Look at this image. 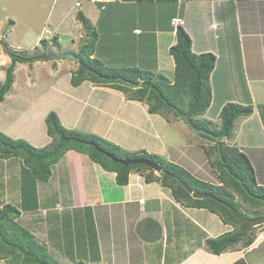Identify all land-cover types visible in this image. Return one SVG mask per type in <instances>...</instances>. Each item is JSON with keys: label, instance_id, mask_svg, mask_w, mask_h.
Instances as JSON below:
<instances>
[{"label": "crops", "instance_id": "obj_1", "mask_svg": "<svg viewBox=\"0 0 264 264\" xmlns=\"http://www.w3.org/2000/svg\"><path fill=\"white\" fill-rule=\"evenodd\" d=\"M87 1L81 12L98 34L93 56L108 65L138 67L169 80L174 73L169 50L176 42L172 19H183L192 51L216 56L209 79L212 100L201 118L218 122L228 102L252 106L249 115L235 119L232 137L221 140L247 154L257 184L264 186V0ZM75 5L82 2L76 0ZM65 16L57 20L58 26L65 23ZM70 30V50L79 51L84 32L76 15ZM51 48L50 55L57 54ZM36 62L29 67L44 60ZM73 63L76 67L71 70L78 67ZM23 64L17 63L15 71ZM71 70L59 79L49 70L53 72L49 88L12 122L10 118L3 123L0 132L43 147L51 141L45 118L54 111L67 128L97 134L127 151L156 154L200 180L218 183L208 161L206 169L202 160L204 147L213 142L187 131L182 120L180 125L177 119L168 121L162 114L150 113L145 102L129 99L110 86L88 80L72 86ZM12 90L13 86L2 102ZM167 127L174 130L171 136ZM174 139L182 142H171ZM51 170L50 178L40 181L20 158H0V205H15L20 211L18 222L61 264H234L238 260L264 264V227L247 247L239 242L220 254L211 253L206 240L233 226L207 208L177 201L160 181L145 179L147 170H132L127 184L119 185L115 172L73 149Z\"/></svg>", "mask_w": 264, "mask_h": 264}, {"label": "trees", "instance_id": "obj_2", "mask_svg": "<svg viewBox=\"0 0 264 264\" xmlns=\"http://www.w3.org/2000/svg\"><path fill=\"white\" fill-rule=\"evenodd\" d=\"M76 18L81 24L84 37L79 51L75 53L80 61L77 62L78 67L70 78L72 86H78L85 80L110 86L122 91L129 99L145 102L150 113L162 115L172 113L182 119L175 112L176 108L179 112L186 114L196 128H204L219 135L221 139L232 137L234 121L238 116L249 115L252 112L251 105L228 102L220 110L218 123L201 118L212 100L209 79L215 66L216 56L210 52L194 53L191 48V37L182 27L183 23L176 27V42L169 50L174 61L173 79L169 80L162 74L138 67H116L105 64L93 56L94 44L98 37L95 27L80 10L76 12ZM9 23L12 24L13 21ZM57 40L56 35L52 36L49 45L57 48L60 45ZM0 43L3 53L10 58V63L4 67V80L0 83L1 103L6 93L12 88L16 64L32 65L35 61L45 60L50 53L47 52L49 45L46 38L39 40L40 47L34 46L33 53L26 49L27 52L9 48L6 41L1 38ZM136 84L140 85L136 86ZM45 124L51 141L43 147H36L22 138H12L0 132V158H20L33 176L40 181H47L50 178L51 166L71 149L86 153L92 161L99 163L104 169L115 172V179L119 185L127 184L128 175L132 170H148L145 179L160 181L162 185L171 189L177 201L193 207L207 208L216 213L225 223L233 226V230L206 240L205 244L209 252L220 254L239 242L247 247L255 240V228L261 225L248 229L246 234L241 236V224L227 207L214 199L194 198L186 189L188 187L201 193L211 194L230 203L245 216L263 215L264 201L257 197L264 199V186L257 184L247 154L238 147L229 145L221 139L216 141L210 135L198 133L202 138L213 142L212 146L204 147L208 162L218 179V183L213 184L198 179L185 168L165 161L156 154L145 150L127 151L97 134L67 128L54 111L48 112ZM94 144L120 159L144 158L158 162L162 166L160 176L154 175V169L143 164L125 165L115 162L103 152L98 151ZM218 144H220L222 159L218 155ZM225 166L228 169H225ZM236 195L241 197L245 205L252 207V212L241 207V203L235 198ZM19 215L20 211L15 205L10 203L0 205V259L10 264H60L51 257L46 245L37 241L35 236L18 222ZM9 243L19 246L21 250H16ZM234 264L245 263L243 260H238Z\"/></svg>", "mask_w": 264, "mask_h": 264}, {"label": "rangeland", "instance_id": "obj_3", "mask_svg": "<svg viewBox=\"0 0 264 264\" xmlns=\"http://www.w3.org/2000/svg\"><path fill=\"white\" fill-rule=\"evenodd\" d=\"M75 1L76 0H0V38L6 41V45L9 46V48L11 47L18 50L26 49L27 51L33 53L34 46L37 45L38 47H40L39 40L41 38H46L49 45L51 44L50 42L52 41V36L56 35L57 38L59 37V40L61 39L60 42L57 40L61 46L59 45L57 48L54 47V51L57 52V54L55 55H60L67 52L75 54L78 51L73 52L70 50L72 48V44L70 41V38H72L70 29L74 28L76 12L78 10H86L89 5L87 0H79L80 2H82V5L79 7L75 5ZM65 14V23L58 26L57 20L63 17ZM9 21H13V23L10 24ZM39 34H42V36L38 40H36ZM68 35L70 37H68ZM52 51L53 50L49 45L47 52L53 54ZM0 53H2V55H0L1 83L5 77L4 67H6L10 63L8 55L7 59L3 57L7 56L2 51L1 43ZM55 55H48L44 62H41L40 64L38 63L32 69L29 67L30 65L27 66L26 64H23L22 67L19 68V71H14V82L12 84L13 90L10 93V97L5 99L6 101L2 102V105L0 106V127L3 125V123L7 122L8 119L11 118L10 122H12L14 120H12L13 117H15L16 115H21L23 111L28 107V105H30L33 99L36 101L41 96L43 91L49 88L47 85H49L53 81V72H50L49 70L53 69L57 73L55 79H59V75H65V73L69 72L72 67H76V65L73 63V60L66 58L59 59L56 58ZM35 63L37 62L35 61ZM76 69L71 70V73H73ZM32 81H36L37 84L31 85L30 82ZM163 116L168 121H170V119H177L179 120L180 125L184 123V120L174 116V114L172 113H166V115L163 114ZM180 120H182V123L180 122ZM183 126H186L184 128L187 131L193 133V135H195L196 137H202L195 130H192V128L189 127L186 123ZM168 131L170 136L174 133L172 127H167V132ZM202 139L210 141L209 139ZM171 142H182V140L174 139ZM205 147H209V145ZM202 160H204V164L207 169L206 161H208V157L206 156V158L204 157ZM154 172L158 171L154 170ZM234 177L236 179L238 178L236 176ZM241 185L244 186V184L242 183ZM235 198L239 203H241V207L243 209L249 212L251 210L252 212V207L245 205L241 197L236 195ZM248 207L249 210H247ZM261 227H264V224H262L260 227H256L255 233H257L261 229ZM0 264L10 263H8L4 259H0Z\"/></svg>", "mask_w": 264, "mask_h": 264}, {"label": "water", "instance_id": "obj_4", "mask_svg": "<svg viewBox=\"0 0 264 264\" xmlns=\"http://www.w3.org/2000/svg\"><path fill=\"white\" fill-rule=\"evenodd\" d=\"M56 58H66V59H71L75 62H79L80 58L76 55V54H71V53H62L60 55H55ZM127 83H130L129 81H126ZM140 84H136V86H139ZM175 112L177 114H179L182 119L184 120V122L191 127L193 130H195L197 133L199 134H206V135H210L211 137H213L216 141H220L221 137L219 135H215L213 133H211L210 131L204 129V128H196L192 122L189 120V118L187 117L186 114H183L181 112H179V110H177L176 108L174 109ZM95 148L100 151L103 152L106 156H108L109 158H111L113 161L115 162H119L125 165H129V164H143L146 166H149L150 168L160 172L162 170V166L160 163L158 162H154L153 160L150 159H144V158H136V159H128V158H124V159H120L115 157L112 153L107 152L105 150H103L102 148H100L98 145L94 144ZM218 154L220 159H222L221 157V151H220V144H218ZM226 169H228V167H226ZM238 179V178H237ZM240 181V179H238ZM241 182V181H240ZM186 189L189 191V193L192 195V197L194 198H210V199H214L215 201H217L218 203H220L221 205L227 207L230 212L232 213V215L238 219V221L241 224V236H244L246 234V232L248 231V229L252 228V227H256L259 225L264 224V214L258 217H248L245 216L243 214H241L236 208H234L230 203L221 200L211 194H206V193H201L199 191L196 190H192L188 187H186ZM260 200H263L260 197H257ZM5 243H7L4 239H2ZM9 245L13 246L16 250L20 251V247L10 244Z\"/></svg>", "mask_w": 264, "mask_h": 264}, {"label": "built area", "instance_id": "obj_5", "mask_svg": "<svg viewBox=\"0 0 264 264\" xmlns=\"http://www.w3.org/2000/svg\"><path fill=\"white\" fill-rule=\"evenodd\" d=\"M183 23V19L180 18V17H174L172 19V24H173V32L175 33L176 32V27L180 24ZM137 186H141V183H137ZM140 202L143 203L144 202V199H140Z\"/></svg>", "mask_w": 264, "mask_h": 264}]
</instances>
